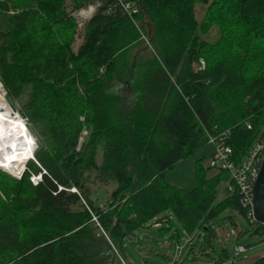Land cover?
<instances>
[{"label":"trees","instance_id":"obj_1","mask_svg":"<svg viewBox=\"0 0 264 264\" xmlns=\"http://www.w3.org/2000/svg\"><path fill=\"white\" fill-rule=\"evenodd\" d=\"M21 1L0 0V80L12 103L26 96L21 110L43 144L20 177L0 168V264H90L81 239L101 229L121 252L151 220L165 232L167 211L184 234L207 230L208 242L215 231L207 224L227 209L264 234L238 192L225 187L217 199L222 180L230 182L225 170L204 178L198 164L192 189L165 177L210 135L230 131L238 161L264 129V0H105L77 53L62 0L48 30L37 3L51 0ZM200 5H208L202 22ZM215 26L224 31L212 43L203 35ZM97 181L111 187L102 206L90 187ZM247 264H264V255Z\"/></svg>","mask_w":264,"mask_h":264},{"label":"rangeland","instance_id":"obj_2","mask_svg":"<svg viewBox=\"0 0 264 264\" xmlns=\"http://www.w3.org/2000/svg\"><path fill=\"white\" fill-rule=\"evenodd\" d=\"M36 1L37 0H22L21 2L22 4H25L35 3ZM58 1L60 0H51L49 5L47 4L48 6H44L43 9L39 8V4L37 3V9L41 10L43 16V20L40 23L43 24V28L46 30L48 29L45 25L49 24L48 22L53 12L58 10ZM104 2L105 0H90L83 5L76 7L73 0L61 1V9L64 10L65 14L71 17L75 23V30L73 32V39L71 42L73 52L77 53L80 46L83 44L87 22L101 7H103ZM207 7L208 5L198 6L197 19L199 22L203 21V18L206 15L205 12ZM0 26L3 28L7 26L1 12ZM222 31L215 26L209 29L203 36H205L208 41L215 43L222 39ZM145 48L147 53L149 50L152 51L150 46H146ZM201 60H204L205 64L207 63V59L202 58ZM0 92L4 95L5 99H8L7 91L1 80ZM25 97L26 96H23L21 99H14L13 104L17 108L22 120L26 126H28L30 133L35 139V152L39 146L43 144V139L38 133L37 126L29 121L21 110L24 102L23 99H25ZM79 120L81 122L84 121V116H80ZM89 132L88 125H84L78 150L82 148V145L86 140L85 138L88 136ZM40 142L42 143L40 144ZM4 151L5 149L0 148V152ZM102 152V150L98 151V162H101L102 160ZM213 152V145L208 143L199 150L191 153L189 156L180 160L173 167L167 170L165 175L166 180L183 189L194 188L199 183L196 171L198 164L201 168V177L210 178L218 172L216 168L210 166V158ZM27 162L28 159L23 163L21 169L17 172H12L7 168H2L1 166L0 168H2L5 172H9L12 176L20 177L21 173L19 172H22L25 169ZM226 184L227 182L222 180L218 186V200L222 199L226 194ZM90 187L95 193L93 196L95 199L101 196L98 203L102 206L104 204L102 198L111 192V187H107L99 181L91 183ZM165 213L169 215L171 217V221H173L171 224L168 222L164 223L166 226H169L165 232L157 228L155 225H152L154 221L151 220L145 226L137 229L129 238L124 240L123 247L120 249L121 255L129 262L131 261L130 259L134 260L130 264H220V258L223 260V263L221 264H244L264 254V234L253 232L252 225L236 210L227 209L207 224L215 231V235L210 237L211 242H208L205 239L204 235L208 232L207 230H201L193 236L184 234L185 231L176 216L171 211H167ZM99 230L100 232L105 233L101 229ZM178 232L179 236L176 239L173 235H176ZM95 233H97V231L93 234ZM148 238L149 241L147 240ZM88 241L89 240L87 239V243ZM168 241L172 244L170 250L172 251L171 256L173 257V260L163 258V256H158L157 254L159 252H164L167 249L166 244ZM147 242H150L148 250L152 249L150 253L147 252L146 247H142L146 246ZM110 244L114 249V245H112L111 242ZM240 244L248 246L249 248L246 252L236 255V247ZM224 251L227 252V254H224Z\"/></svg>","mask_w":264,"mask_h":264},{"label":"built area","instance_id":"obj_3","mask_svg":"<svg viewBox=\"0 0 264 264\" xmlns=\"http://www.w3.org/2000/svg\"><path fill=\"white\" fill-rule=\"evenodd\" d=\"M121 4L129 13H136L138 11L132 2L121 1ZM196 67L204 69V61L201 60L200 64ZM248 128H251V126L248 125ZM230 137L231 132L228 130L209 136L208 143L214 147L213 155L210 158V166L228 172L230 182L227 183L226 189L230 194L238 192L240 203L249 210L247 212L248 218L256 221L253 213V185L259 175L264 159V129L248 152L238 161L235 159L233 147L227 142ZM31 179L36 184L40 176H33ZM71 191L77 192V189L72 188ZM248 248V246L242 244L238 245L235 250L236 255L246 252Z\"/></svg>","mask_w":264,"mask_h":264},{"label":"bare ground","instance_id":"obj_4","mask_svg":"<svg viewBox=\"0 0 264 264\" xmlns=\"http://www.w3.org/2000/svg\"><path fill=\"white\" fill-rule=\"evenodd\" d=\"M208 136V135H207ZM35 139L22 120L0 92V165L12 172L21 169L34 152Z\"/></svg>","mask_w":264,"mask_h":264},{"label":"crops","instance_id":"obj_5","mask_svg":"<svg viewBox=\"0 0 264 264\" xmlns=\"http://www.w3.org/2000/svg\"><path fill=\"white\" fill-rule=\"evenodd\" d=\"M152 225H155V224L153 223ZM161 226H163V225L159 224L156 227L159 228ZM96 231H97V233L92 234V235L88 236L86 239H81L79 241L80 245L83 249V252L89 258L90 264H130L131 262L134 261L132 259H130L131 260L130 262L125 260V258L121 255V252L119 250L112 248V246L110 244L111 241H109L110 239L108 238V236L105 233L100 232V230H96ZM87 239L89 240L88 243H87ZM169 239L172 240L171 238H169ZM85 240H86V242H85ZM147 240L149 241V238ZM85 243H86V246H85ZM149 244H150V242H147L146 246H142V247L143 248L146 247L147 252L150 253L152 251V249L148 250ZM166 247H167V249L164 252L157 253L158 256H163V258L173 260V257L171 256L172 251L170 250V248L172 247V244H170L169 241L167 242ZM256 258H258V257H256ZM256 258H254V259H256ZM132 264H134V263H132ZM244 264H247V263H244Z\"/></svg>","mask_w":264,"mask_h":264},{"label":"water","instance_id":"obj_6","mask_svg":"<svg viewBox=\"0 0 264 264\" xmlns=\"http://www.w3.org/2000/svg\"><path fill=\"white\" fill-rule=\"evenodd\" d=\"M7 101L17 111V108L10 99H7ZM31 156L34 159V153ZM253 213L255 220L264 224V159L259 175L253 185Z\"/></svg>","mask_w":264,"mask_h":264}]
</instances>
